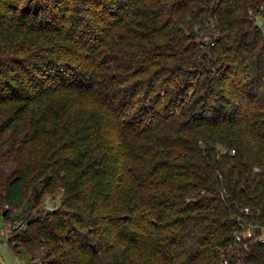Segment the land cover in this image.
<instances>
[{"label":"trees","instance_id":"1","mask_svg":"<svg viewBox=\"0 0 264 264\" xmlns=\"http://www.w3.org/2000/svg\"><path fill=\"white\" fill-rule=\"evenodd\" d=\"M259 18L264 0H0L22 264H264V240H235L264 227Z\"/></svg>","mask_w":264,"mask_h":264},{"label":"rangeland","instance_id":"2","mask_svg":"<svg viewBox=\"0 0 264 264\" xmlns=\"http://www.w3.org/2000/svg\"><path fill=\"white\" fill-rule=\"evenodd\" d=\"M258 23L262 26L264 31V23L261 18L258 19ZM59 194L57 193L55 195V198L52 199L51 196H47L45 199V205L48 207L57 206L59 204ZM7 221H4V219L0 215V264H20L24 259H26V256L20 257L18 256L9 246L7 241V236L2 232V229L4 225H7Z\"/></svg>","mask_w":264,"mask_h":264},{"label":"built area","instance_id":"3","mask_svg":"<svg viewBox=\"0 0 264 264\" xmlns=\"http://www.w3.org/2000/svg\"><path fill=\"white\" fill-rule=\"evenodd\" d=\"M231 152H234V149L231 150ZM241 225V229H237L235 232V240L241 241L245 238H252L255 237L258 240H264V227L262 228V233L259 234H255V230H256V225L252 224V223H244V222H240ZM13 226H11V224L8 222L7 225H4L2 232L8 237L13 233ZM244 246L247 245L246 241H243ZM22 264V263H20Z\"/></svg>","mask_w":264,"mask_h":264}]
</instances>
